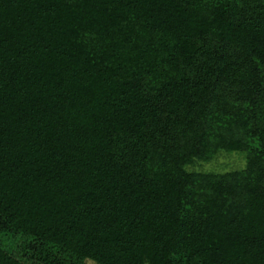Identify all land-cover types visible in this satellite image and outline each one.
<instances>
[{
	"label": "trees",
	"instance_id": "1",
	"mask_svg": "<svg viewBox=\"0 0 264 264\" xmlns=\"http://www.w3.org/2000/svg\"><path fill=\"white\" fill-rule=\"evenodd\" d=\"M86 258L264 264V0H0V264Z\"/></svg>",
	"mask_w": 264,
	"mask_h": 264
},
{
	"label": "rangeland",
	"instance_id": "2",
	"mask_svg": "<svg viewBox=\"0 0 264 264\" xmlns=\"http://www.w3.org/2000/svg\"><path fill=\"white\" fill-rule=\"evenodd\" d=\"M245 158L244 154L237 150H220L213 157L205 161H198L195 164L188 165L189 169L222 171L242 167ZM7 242L6 239H2ZM18 253L14 249V253ZM83 264H98L96 261L86 258Z\"/></svg>",
	"mask_w": 264,
	"mask_h": 264
}]
</instances>
